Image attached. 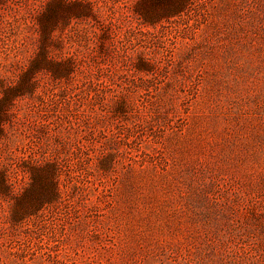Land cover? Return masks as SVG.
Instances as JSON below:
<instances>
[{"label":"rangeland","instance_id":"1","mask_svg":"<svg viewBox=\"0 0 264 264\" xmlns=\"http://www.w3.org/2000/svg\"><path fill=\"white\" fill-rule=\"evenodd\" d=\"M0 264H264V0H0Z\"/></svg>","mask_w":264,"mask_h":264}]
</instances>
